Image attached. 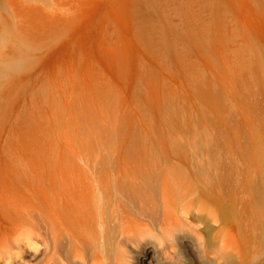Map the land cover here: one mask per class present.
Here are the masks:
<instances>
[{
	"label": "rangeland",
	"instance_id": "1",
	"mask_svg": "<svg viewBox=\"0 0 264 264\" xmlns=\"http://www.w3.org/2000/svg\"><path fill=\"white\" fill-rule=\"evenodd\" d=\"M17 160L216 165L239 227L224 252L196 218L192 242L206 264H257L264 0H0V163ZM38 246L20 264H45Z\"/></svg>",
	"mask_w": 264,
	"mask_h": 264
},
{
	"label": "bare ground",
	"instance_id": "2",
	"mask_svg": "<svg viewBox=\"0 0 264 264\" xmlns=\"http://www.w3.org/2000/svg\"><path fill=\"white\" fill-rule=\"evenodd\" d=\"M227 196L237 211L238 186L212 164L0 163V264H20L38 245L45 264H206L190 231L210 218L222 231L228 221L234 238Z\"/></svg>",
	"mask_w": 264,
	"mask_h": 264
}]
</instances>
